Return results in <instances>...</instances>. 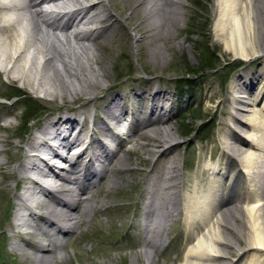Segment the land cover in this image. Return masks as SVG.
<instances>
[{"label":"bare ground","instance_id":"obj_1","mask_svg":"<svg viewBox=\"0 0 264 264\" xmlns=\"http://www.w3.org/2000/svg\"><path fill=\"white\" fill-rule=\"evenodd\" d=\"M126 1L135 4L131 6L132 14L141 19L135 23L136 38L144 30L140 37L149 39L157 27H164L169 21L171 26L167 27L177 28V18L182 16L176 8L182 6L181 0ZM214 2V36L225 50L246 62L264 58V0ZM48 5L52 7L44 8ZM117 5L116 0H0L2 73L9 81L22 83L25 91L50 97L53 104L60 99L58 110L65 107L68 96L72 100L81 96L102 98L100 91L106 94L109 90L103 82L107 67L97 48L105 47L99 39L114 26L113 11H118ZM107 21L113 22L109 27L103 26ZM124 22L130 25L131 18ZM95 24L100 26L78 30ZM263 82L264 75H260L256 82L251 79L232 84L230 133L223 136L230 170L224 173L211 160L205 165L214 180L230 175L228 198L222 195L227 180L207 188L197 184L193 196L180 191L183 180L174 156L179 143L173 128L167 125L165 102L169 98L163 89L150 96H146V90L137 95L139 103L149 102L147 117L143 119L130 113L119 102L118 95L112 97L105 117L95 121L91 131L77 119L76 112L48 113L39 127L38 142L31 140L27 144L28 150L35 153L25 152L29 162L19 167L25 176H10L16 179L17 186L29 184L16 210L15 226L20 227L25 242L18 248L21 255L33 264H52L59 250L56 234L74 232L81 227L84 215L96 213L92 207L95 194L87 198L85 194L97 187L99 178L113 177L109 186L112 189L117 177L129 170L128 165L132 164L126 156L120 157L119 151L124 144L134 143L135 137L118 142L116 150L109 143L117 142L119 137L112 129L127 121L133 124L135 119L140 126L135 135L148 141L144 146L147 153L157 157L153 169L158 170L161 161L165 163L158 170L149 202L140 207L145 233L141 255L144 254L147 264H158V241L166 229L165 223L181 216L185 217L192 237L173 264H264V88L257 90ZM140 109L143 114L142 105ZM13 113L6 111L0 120ZM11 127L12 123L7 121L0 130ZM2 144L7 147L12 142L1 139ZM50 157L70 165L59 167ZM146 163L140 159V165ZM66 167L67 175L61 173ZM51 177L60 181L55 188H46L38 180ZM35 238L44 239L47 244H39ZM113 247L120 249L118 244Z\"/></svg>","mask_w":264,"mask_h":264},{"label":"rangeland","instance_id":"obj_2","mask_svg":"<svg viewBox=\"0 0 264 264\" xmlns=\"http://www.w3.org/2000/svg\"><path fill=\"white\" fill-rule=\"evenodd\" d=\"M181 1L182 6H176L182 12V16L177 18V28L167 27L171 26L169 21L166 26L157 27L154 35L147 39L140 37L144 35V30L136 38L135 23L141 19L132 14L131 6L135 4L116 0L118 11H113L114 26L105 30L99 39L105 47L97 48L107 67V77L103 82L109 88L106 94L100 91L102 98L98 100L88 96L72 100L68 96L65 107L58 110L62 102L60 99L53 104L49 101L50 97L25 91L22 83L9 81L0 69V106H4L3 110L0 109V116L8 110L14 111L7 115L6 120H0V128H4L7 121L12 123L10 129L0 130V140L12 142L7 147L0 145V150H4L0 154V161L3 162L0 167V264H33L18 250L25 242L20 227L15 226L19 198L29 184L17 186L16 179L10 176H25L19 167L29 162L25 159V152L31 154L32 149L28 150L27 144L31 140L38 142L39 127L52 111L76 112L77 119L91 131L94 122L105 117L112 97L118 95L119 102L130 113L143 119L147 117L149 102L139 103L137 95L146 90V96H150L163 89L169 98L165 102L169 117L167 125L173 128L179 143L174 156L183 180L180 191L193 196L197 184L207 188L210 184H221L227 180L222 195L230 196V175L214 180L205 165L211 160L214 164L218 163L224 173L230 170L223 136L230 133L231 127V86L237 81L249 82L252 79L256 82L260 75H264V58L246 62L225 50L223 43L214 36V0ZM128 17L131 18L130 25L124 22ZM112 22L102 25L109 27ZM205 24L209 25L208 31H204ZM97 26L100 24L79 27L78 30ZM208 52L216 56L210 65H207ZM201 69L202 72L199 71ZM263 88L264 82L258 84V92ZM141 105L143 114L140 113ZM42 107L47 109L46 112L42 111ZM127 122L112 129L119 137L117 142L111 141L109 145L116 150L118 142L135 137L134 143L124 144L119 151V156H126L132 165H128L129 170L117 177L112 189L109 186L113 177L99 178L97 187L85 194V198L95 194L92 207L96 213L84 215L81 227L74 232L56 234L59 250L52 264H147L144 254L141 255L145 233L140 207L149 202L158 170L165 163L161 161L158 170L153 169L157 157L149 156L148 149L144 147L148 141L135 135L140 128L139 122L135 119L133 124ZM130 150L135 153L131 155ZM141 158L147 161L145 165L139 164ZM51 161L67 165L58 159ZM65 170L61 173L67 175ZM165 225L166 229L158 241L157 260L158 264H173L192 236L184 216ZM35 239L39 244H47L44 239ZM114 244H118L120 249L114 248Z\"/></svg>","mask_w":264,"mask_h":264},{"label":"trees","instance_id":"obj_3","mask_svg":"<svg viewBox=\"0 0 264 264\" xmlns=\"http://www.w3.org/2000/svg\"><path fill=\"white\" fill-rule=\"evenodd\" d=\"M207 24H209V23H207ZM207 24H205L204 25V31H208L209 29H208V27H209V25H207ZM209 50V49H208ZM207 50V51H208ZM208 54H209V56H208V59H207V65H210L211 63H212V61L214 60V57H216L215 56V54L213 53V52H211V53H209L208 52ZM214 62V61H213ZM214 66H212V68H213ZM241 67V66H240ZM200 72H202L203 71V69H201V70H199Z\"/></svg>","mask_w":264,"mask_h":264}]
</instances>
